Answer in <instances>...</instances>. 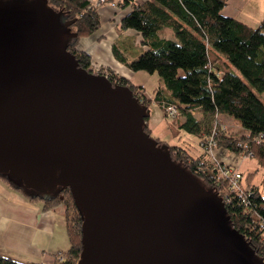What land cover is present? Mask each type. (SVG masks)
I'll return each mask as SVG.
<instances>
[{"label":"water","instance_id":"95a60500","mask_svg":"<svg viewBox=\"0 0 264 264\" xmlns=\"http://www.w3.org/2000/svg\"><path fill=\"white\" fill-rule=\"evenodd\" d=\"M48 0H0V174L81 215L76 264H264L221 197L145 131L131 90L80 67Z\"/></svg>","mask_w":264,"mask_h":264},{"label":"trees","instance_id":"16d2710c","mask_svg":"<svg viewBox=\"0 0 264 264\" xmlns=\"http://www.w3.org/2000/svg\"><path fill=\"white\" fill-rule=\"evenodd\" d=\"M119 1L131 6L119 17V26L139 32L144 45L137 57L126 62L127 67L133 71L157 72L162 83L152 90V98L144 94L142 86L95 67L86 52L76 49L77 39L94 32L100 23L94 2L48 0V3L61 10L63 22L72 20L68 28L76 31V35L69 39L67 49L80 67L106 75L111 84L127 86L139 103L146 105L147 111L149 101L163 108L164 115L166 106L175 105L180 116L175 118V123L185 133L197 137L200 150L191 152L190 147L179 143L171 145L154 137L157 145L166 144L171 159L180 162L221 197L231 227L242 234L264 262V229L261 228L264 195L252 182L256 169L241 173V195L237 191L230 192L219 164L203 150L204 143L211 137L215 146L229 152L249 153L256 166L264 169V100L254 92L264 91V20L258 27H252L237 17L221 13L226 0ZM164 27L172 29L171 38L159 36L158 31ZM220 114L235 119L246 133L234 136L224 132L218 125ZM144 129L150 136L146 124ZM0 181L30 202L40 201L43 210L63 204L69 247L56 264H76L81 248L82 218L70 191L63 188L43 195L23 188L3 174ZM260 184L264 188V172ZM0 264L23 263L0 256Z\"/></svg>","mask_w":264,"mask_h":264},{"label":"crops","instance_id":"0c3cea01","mask_svg":"<svg viewBox=\"0 0 264 264\" xmlns=\"http://www.w3.org/2000/svg\"><path fill=\"white\" fill-rule=\"evenodd\" d=\"M90 1L94 2L97 8L100 23L94 32L77 39L76 49L86 52L91 64L110 71L116 76L119 75L134 84L130 80L132 79L131 74L126 72V68L128 69L126 62L137 57L144 45L139 48V51L131 50L128 54L127 45H133V40L139 42L140 34L132 28L127 32L119 26V17L129 11L131 6L119 0ZM161 30L163 28L158 31L159 36ZM172 36L173 33H171ZM163 37L171 38L168 34ZM106 51H108V56H106ZM138 84L135 83L136 86H142ZM158 84L162 86L161 82ZM152 103L156 106L153 117L154 125H156L160 122V117H164L163 108L159 107L156 102L152 101ZM230 119L236 123L239 131L242 130L240 133H246L235 119L221 114L218 116V121L225 122ZM145 124L149 127L148 118ZM156 137L160 138L159 135ZM238 159V163L232 167L241 173L249 170L248 166H256L253 159L248 157L242 156ZM41 205L40 201L30 202L19 192L0 181V256L23 264H56L57 259L61 260L63 252L69 247L64 217L65 208L63 204L58 203L48 210H43Z\"/></svg>","mask_w":264,"mask_h":264},{"label":"rangeland","instance_id":"374dc122","mask_svg":"<svg viewBox=\"0 0 264 264\" xmlns=\"http://www.w3.org/2000/svg\"><path fill=\"white\" fill-rule=\"evenodd\" d=\"M55 8V7H54ZM221 13L225 14H230L234 16L235 18L237 17L239 20L242 22L252 26V27H258V25L261 23L260 21L264 20V0H226L225 5L221 8ZM114 22V21H112ZM126 31L132 30L131 28H124ZM262 30L264 31V27H262ZM127 31V32H128ZM172 29L169 27L163 28V30L160 31V34L162 36H165L166 34L170 35L171 37ZM143 47L141 42L139 41H134L133 40V45L128 44L126 47V50L129 54L131 50H138L139 48ZM106 56H108V51H106ZM106 63V62H103ZM106 64H111V63H106ZM94 65V64H93ZM95 66V65H94ZM96 67V66H95ZM94 70V69H92ZM96 73V71H93ZM106 73V71L104 70ZM126 72L131 74L130 80L135 84L140 83L144 89V94L148 98H151L152 96V90L158 85V74L157 72H146L144 70L140 71H133L130 68H126ZM139 85V84H138ZM255 94L260 100H264V91L261 93L255 91ZM147 105L148 107V125L151 129L150 130V137L154 138L156 136H160V139L166 140L167 143H179L181 145H185L186 147H190L192 149L191 152H198L200 150V147L197 145L198 139L196 136L190 134V133H185L177 124L175 123V118L178 119L180 116L178 113H175L174 117H171L170 115H165L164 117H160V122L156 125H154L155 120L153 119L154 117V111H156V106L153 105L152 102H148ZM222 124V125H221ZM233 120H227V121H219L218 125L221 127V129L224 132H227L228 134H232L234 136H240L241 131H239V128L236 127ZM229 132H228V131ZM212 138L209 137L207 141L204 143V152L212 158V160L216 163L219 164V167L221 169V166L227 165V166H234L238 162V158L240 157H248L250 159H253V162L256 163L255 159L252 158V156H249L247 154H236L234 152H229L227 151L224 147L220 146H215L214 140L213 146H209L208 148V142ZM188 145V146H187ZM236 169V168H235ZM248 169L251 171H254V175L252 178V182L254 184H257L259 188L261 189L262 194L264 195V188L261 186V179H262V173L264 172L263 168L257 167V166H248ZM238 170V169H236ZM244 173V172H243ZM62 204V203H61Z\"/></svg>","mask_w":264,"mask_h":264},{"label":"built area","instance_id":"2783aa9c","mask_svg":"<svg viewBox=\"0 0 264 264\" xmlns=\"http://www.w3.org/2000/svg\"><path fill=\"white\" fill-rule=\"evenodd\" d=\"M103 1L104 0H97V2H103ZM165 112H166V115H170L171 117H174L175 113L177 112V109H176L175 105L174 106L173 105H169V106L165 107ZM212 141H213L212 139L209 140V142L207 144L208 148H209V146H213L215 144V142L213 141L214 142V144H213ZM247 155L251 156L249 153H247ZM220 173L223 176V178L227 179V181H228V189H230V192L237 191L241 195V193H242L241 190H240V180L242 178L241 177V172L236 170L234 167H230V166L224 165V166H221ZM261 228L264 229V222H262Z\"/></svg>","mask_w":264,"mask_h":264}]
</instances>
